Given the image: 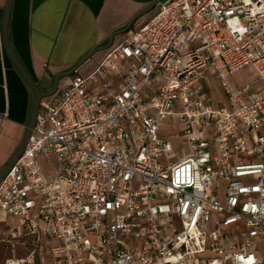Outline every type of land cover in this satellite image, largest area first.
Wrapping results in <instances>:
<instances>
[{
    "label": "built area",
    "instance_id": "built-area-1",
    "mask_svg": "<svg viewBox=\"0 0 264 264\" xmlns=\"http://www.w3.org/2000/svg\"><path fill=\"white\" fill-rule=\"evenodd\" d=\"M156 8L40 110L0 211L19 220L9 242L41 237L5 264L38 250L49 264H264V93L231 80L264 81V0ZM208 72L228 108L204 90ZM171 120L191 149L177 162Z\"/></svg>",
    "mask_w": 264,
    "mask_h": 264
},
{
    "label": "crops",
    "instance_id": "crops-1",
    "mask_svg": "<svg viewBox=\"0 0 264 264\" xmlns=\"http://www.w3.org/2000/svg\"><path fill=\"white\" fill-rule=\"evenodd\" d=\"M157 1L12 0L8 23L10 45L38 89L50 93L58 76L70 73L89 54L107 47L112 36L124 30L138 14ZM7 5L8 0H0V174L8 168L21 147L36 100L4 46ZM156 12L157 8L146 17L150 18ZM136 23L132 30L140 24ZM127 34L117 35L110 48L98 51L72 76L61 79L56 94L61 93L77 73L87 75L91 72ZM202 84L212 96L216 108L229 107L216 77L208 72ZM51 101V98L43 99L40 110Z\"/></svg>",
    "mask_w": 264,
    "mask_h": 264
},
{
    "label": "rangeland",
    "instance_id": "rangeland-1",
    "mask_svg": "<svg viewBox=\"0 0 264 264\" xmlns=\"http://www.w3.org/2000/svg\"><path fill=\"white\" fill-rule=\"evenodd\" d=\"M147 18L148 17L146 16L142 17L137 23L139 24L143 19ZM118 39L119 38L117 37L116 40ZM231 80L234 85L236 84L237 88H242L247 84H253V86L258 85V87H260V91H263L264 93V81L258 78L250 69H245L237 73L231 78ZM221 94L224 96L222 90ZM176 112L179 111L176 110ZM182 129L183 124L179 123L178 121L171 120L166 122L161 130V135L172 143L174 153L169 157V160L172 162H177L191 153L190 147L182 141L180 135ZM222 198L223 196L220 195L219 199ZM35 213H39V208H37L32 213V215ZM0 225V264H5L6 260L11 258L25 259L31 252L36 250L35 244L37 238L41 237L39 232L35 234H28L21 239H15L12 242H9L10 240L7 239L9 229L16 228L19 225V220L16 218L7 217L5 213L0 211ZM261 254L264 256V248H262ZM35 264H49V259L47 258L45 251L43 253H41L40 250L37 251Z\"/></svg>",
    "mask_w": 264,
    "mask_h": 264
},
{
    "label": "water",
    "instance_id": "water-1",
    "mask_svg": "<svg viewBox=\"0 0 264 264\" xmlns=\"http://www.w3.org/2000/svg\"><path fill=\"white\" fill-rule=\"evenodd\" d=\"M163 0H158L157 2H155L152 6H150L147 10L141 12L140 14H138L129 24L128 26L118 32L117 34H115L114 36H112V38L110 39V44L105 47V48H101L91 54H89L84 60H82L79 64H77L75 66V68L68 74L65 75H61L58 76L55 81H54V87L53 90L50 93H43L41 92L36 83L32 80L31 76L29 75V73L22 67V65L20 64V62L18 61V59L16 58L11 45H10V41H9V36H8V23H9V18H10V11H11V4H12V0H8V5H7V9H6V14H5V20H4V25H3V41H4V46L6 49V52L11 60V62L13 63V65L15 66V68L20 72V74L23 76V78L26 80V82L28 83V85L30 86V88L32 89V91L34 92L35 96H36V100H35V105H34V109H33V114H32V118H31V122L30 125L27 129V133L24 137V140L21 144V147L17 153V155L15 156V158L13 159V161L11 162V164L8 166V168L2 173L0 174V182L6 177V175L9 173V171L13 168V166L15 165V163L19 160V158L22 156L25 147L28 143V140L31 136V132L32 129L34 128L36 121H37V117L39 115L40 112V107H41V103L43 101V99L46 98H50L52 96H54L58 90V85L61 79L66 78V77H70L72 76L82 65H84L87 61H89L91 59L92 56H94V54H96L98 51H104L108 48H110L114 42V38L117 35H124L129 33L132 30V26L138 21L140 20L142 17L148 15L150 12H152L160 2H162Z\"/></svg>",
    "mask_w": 264,
    "mask_h": 264
}]
</instances>
